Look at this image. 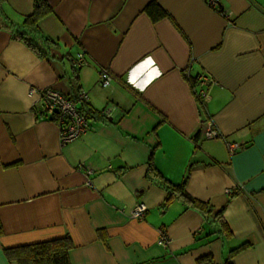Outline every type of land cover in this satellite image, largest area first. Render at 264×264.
Returning <instances> with one entry per match:
<instances>
[{"label":"crops","instance_id":"0c3cea01","mask_svg":"<svg viewBox=\"0 0 264 264\" xmlns=\"http://www.w3.org/2000/svg\"><path fill=\"white\" fill-rule=\"evenodd\" d=\"M33 1L4 0L0 17L21 22ZM46 1L53 11L37 27L55 42L48 57L0 28V264H10L5 247L64 236L70 264H264V0H220V10L206 0ZM31 87L84 90L110 116L60 144ZM207 127L217 136L196 146ZM152 151L171 183L190 165L185 190L208 209L164 203L146 176ZM139 202L146 210L132 218Z\"/></svg>","mask_w":264,"mask_h":264},{"label":"trees","instance_id":"16d2710c","mask_svg":"<svg viewBox=\"0 0 264 264\" xmlns=\"http://www.w3.org/2000/svg\"><path fill=\"white\" fill-rule=\"evenodd\" d=\"M3 2L4 0H0V6L3 4ZM153 7H156V4L152 3L145 9L148 12L153 13V11H151ZM52 11L53 10L51 6L46 0H34L32 12L24 16L21 22H14L7 16L2 15L0 17V28L2 27L7 29L13 38L24 42L39 57L45 58L48 57V53L52 50L51 44L55 42L48 39L47 37H44L40 33L37 23ZM77 95L75 98H77ZM79 108L80 111L92 122L105 121L109 118L102 115L104 109H93L88 102H80ZM201 138L200 129L192 138L196 146H198L199 139ZM189 167L190 165L187 167L182 180L179 183H171L164 179L154 167L152 151L147 160L146 176L152 181H158V183L166 190V196L164 200L166 205L169 204L173 199H179L187 205H190L200 211H204L208 209L206 203L191 197L185 190V185L189 175ZM221 210L218 212V216L221 214ZM1 232L2 229L0 225V234ZM72 247L73 244L71 239L68 236H64L50 240L5 247L3 248V252L10 264H70L69 250ZM242 247L243 245L237 247L233 250V252ZM199 264L211 263L206 259H200ZM223 264L232 263L229 260H225Z\"/></svg>","mask_w":264,"mask_h":264},{"label":"built area","instance_id":"2783aa9c","mask_svg":"<svg viewBox=\"0 0 264 264\" xmlns=\"http://www.w3.org/2000/svg\"><path fill=\"white\" fill-rule=\"evenodd\" d=\"M208 5L216 10L219 9L220 0H206ZM221 12V11H220ZM223 12V11H222ZM221 12V13H222ZM85 61L81 53L77 54L76 65L82 66ZM112 80V75L108 73L106 69H101L98 73V84L101 86H107ZM200 89L197 92L200 100H205L207 98L206 85L209 83V79L204 76H200L199 80ZM30 93H37L38 99L36 100V105L38 111L45 116L50 117L58 126V139L60 144H66L71 142L84 133H86L92 125V121L87 118L80 111V102H88L87 94L84 90H79L77 98L71 99L66 97L60 91L52 88L45 87L42 89H35L31 87L29 89ZM102 115L104 117L110 116V111L104 109ZM217 136L216 130L211 127L201 128V137L213 138ZM237 144H228V150L232 153ZM87 173H91L90 169H87ZM228 193H233L232 189L227 190ZM146 210V205L144 203H137L133 209L130 211V216L132 218H140ZM157 243L163 247L167 246L169 243V238L167 234L163 231H159Z\"/></svg>","mask_w":264,"mask_h":264}]
</instances>
